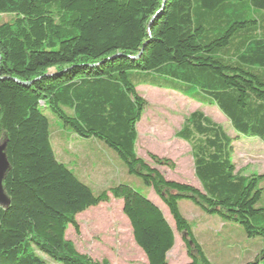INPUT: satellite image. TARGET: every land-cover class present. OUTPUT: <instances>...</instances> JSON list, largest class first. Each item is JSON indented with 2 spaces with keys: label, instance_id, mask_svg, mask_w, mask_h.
<instances>
[{
  "label": "trees",
  "instance_id": "16d2710c",
  "mask_svg": "<svg viewBox=\"0 0 264 264\" xmlns=\"http://www.w3.org/2000/svg\"><path fill=\"white\" fill-rule=\"evenodd\" d=\"M139 86L215 106L235 132L201 110L175 131L190 148L200 188L166 179L158 166L173 170L169 158L148 153L150 164L137 154L136 125L147 105ZM46 109L67 136L112 148L159 198L185 264L213 263L181 199L264 242V205L257 206L264 173L244 175L233 160L239 135L264 144V0H0V141L8 161L0 264H110L66 237L68 226L79 234L78 214L110 198L121 201L147 264H170L174 230L159 206L122 183L93 194L54 155Z\"/></svg>",
  "mask_w": 264,
  "mask_h": 264
},
{
  "label": "rangeland",
  "instance_id": "374dc122",
  "mask_svg": "<svg viewBox=\"0 0 264 264\" xmlns=\"http://www.w3.org/2000/svg\"><path fill=\"white\" fill-rule=\"evenodd\" d=\"M137 91L147 103L136 125L137 154L150 164L152 161L148 153L169 158L175 164L173 170L166 166H158L166 179L200 188L194 176L190 148L174 133L184 122L185 117L194 110H201L222 125L228 134L234 135L235 132L228 121L215 106H202L169 89L139 86ZM44 114L48 117L50 130L53 132L50 142L54 155L79 180L87 184L93 194L119 183L130 185L159 206L174 230L166 206L138 176L127 173L123 162L112 148L94 138L67 136V130L62 127L55 114L48 109L44 110ZM233 160L236 162V169L244 175L264 173V144L256 138L239 135L234 143ZM107 162L112 171L107 170ZM105 171H109L107 175L103 174ZM259 185L263 186L264 181ZM263 205L264 189L257 203V206ZM178 206L181 214L191 224L192 231L207 258L213 264H245L253 259H257L259 264H264L262 251L264 242L260 237H246L239 224L225 221L217 215L207 214L189 199L179 200ZM76 219L79 234L68 226L66 237L80 252L98 261L107 259L110 264H147L144 253L134 243L129 222L121 210L120 200L110 198L108 202L78 214ZM174 234V247L168 259L171 264H185L188 257L183 242L175 230Z\"/></svg>",
  "mask_w": 264,
  "mask_h": 264
},
{
  "label": "water",
  "instance_id": "95a60500",
  "mask_svg": "<svg viewBox=\"0 0 264 264\" xmlns=\"http://www.w3.org/2000/svg\"><path fill=\"white\" fill-rule=\"evenodd\" d=\"M153 18L151 19V21ZM5 143L0 144V204L4 205L7 203V198L3 192V188L1 185L3 175L5 174L7 168H8V161L6 159L5 153H4Z\"/></svg>",
  "mask_w": 264,
  "mask_h": 264
},
{
  "label": "crops",
  "instance_id": "0c3cea01",
  "mask_svg": "<svg viewBox=\"0 0 264 264\" xmlns=\"http://www.w3.org/2000/svg\"><path fill=\"white\" fill-rule=\"evenodd\" d=\"M108 163H109V162H107V164H106V163H105V164L108 165ZM106 168H107V170L110 169L109 171H112V169H111L110 167L107 166ZM109 171H108V172H109ZM108 172L105 171L103 174H106V175H107ZM174 242H175V234H174ZM173 247H174V245H173ZM173 247H172V249H173ZM172 249H171V250H172ZM171 250H170V251H171ZM170 251L167 253V258H168V256H169ZM168 261H169V259H168ZM169 263H170V261H169ZM170 264H171V263H170Z\"/></svg>",
  "mask_w": 264,
  "mask_h": 264
}]
</instances>
